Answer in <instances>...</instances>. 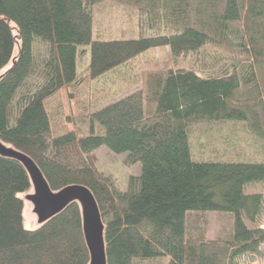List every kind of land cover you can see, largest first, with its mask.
<instances>
[{
    "label": "trees",
    "instance_id": "trees-1",
    "mask_svg": "<svg viewBox=\"0 0 264 264\" xmlns=\"http://www.w3.org/2000/svg\"><path fill=\"white\" fill-rule=\"evenodd\" d=\"M114 9L156 34L111 37L101 20ZM159 48L169 67L135 88L123 71ZM82 68L94 84L117 72L118 85L93 93L87 116L66 119L80 135L54 136L44 102ZM0 141L27 154L52 191L90 190L107 264H236L257 253L264 0H0ZM210 145L211 159L195 157ZM101 147L140 164L125 188L95 167ZM31 191L24 167L0 156V264H88L79 205L28 229Z\"/></svg>",
    "mask_w": 264,
    "mask_h": 264
},
{
    "label": "rangeland",
    "instance_id": "rangeland-1",
    "mask_svg": "<svg viewBox=\"0 0 264 264\" xmlns=\"http://www.w3.org/2000/svg\"><path fill=\"white\" fill-rule=\"evenodd\" d=\"M124 12H127V9L121 13H119L117 9H114L113 15L105 13V16L102 18V27L110 31L109 35L111 37L121 36L124 30H129V37L133 39L140 36L147 37L156 34L154 31L147 30L144 27V23H142L140 27V24L135 20L136 16H127ZM158 33L163 34L165 32L161 31ZM17 51L18 48L16 46L14 55ZM169 60L167 48L151 49L130 61L127 66L128 70H124L123 72L127 73V71H129V80L134 81V87L138 88L142 79H144L147 74L165 71L169 67ZM119 78L117 72H110L105 79L94 84V82L89 79L88 72L82 68L76 83L60 90L57 94L44 102L52 134L58 136L69 131H75L80 135L77 125H73V122L67 123L66 119L73 121L74 119L87 116L90 111L89 108L93 93L98 99L99 95H104L102 91L108 92L109 88L114 89L118 85ZM203 140L201 136L197 138L194 137V143L196 142L201 151L203 150V145H201ZM231 144L232 143H227L222 145L220 150L226 149L228 146L230 148ZM214 149L215 147L210 145L208 148L204 149V157L201 156L202 154L200 156L196 155L195 157L202 160L211 159L212 156L217 154V152L213 154ZM124 158L125 154H114L104 147L94 151L91 155V159L97 170L112 176L121 189L125 188L129 176H135L140 173L139 163L127 166L124 164ZM261 197L263 198V203L261 205L260 214L256 218V224L264 228V191ZM24 217L26 228L35 229L37 227L36 218L32 214L31 205L27 202H25ZM211 223L212 225L215 224V218L211 219ZM236 264H264V244L259 247L257 253L246 254L237 259Z\"/></svg>",
    "mask_w": 264,
    "mask_h": 264
},
{
    "label": "water",
    "instance_id": "water-1",
    "mask_svg": "<svg viewBox=\"0 0 264 264\" xmlns=\"http://www.w3.org/2000/svg\"><path fill=\"white\" fill-rule=\"evenodd\" d=\"M0 156L19 162L26 170L32 191L25 194L23 198L31 205L37 225H42L71 203H77L81 212L83 237L89 252L88 264H107L104 224L90 190L82 185L73 184L58 191H52L41 171L27 154L1 141Z\"/></svg>",
    "mask_w": 264,
    "mask_h": 264
}]
</instances>
